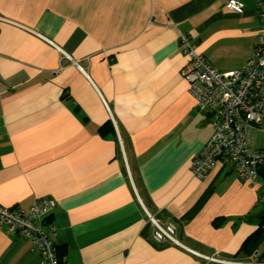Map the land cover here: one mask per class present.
Listing matches in <instances>:
<instances>
[{
    "label": "crops",
    "instance_id": "obj_1",
    "mask_svg": "<svg viewBox=\"0 0 264 264\" xmlns=\"http://www.w3.org/2000/svg\"><path fill=\"white\" fill-rule=\"evenodd\" d=\"M235 1L241 12L226 0H0V204L53 200L64 264L264 261V240L240 251L262 220L258 187L221 160L203 179L190 171L212 124L180 74L178 37L219 72L240 69L259 22L255 0ZM108 120L115 134L102 135ZM252 144L264 150V115ZM147 213L182 246L152 242ZM0 264H41L5 223Z\"/></svg>",
    "mask_w": 264,
    "mask_h": 264
},
{
    "label": "built area",
    "instance_id": "obj_2",
    "mask_svg": "<svg viewBox=\"0 0 264 264\" xmlns=\"http://www.w3.org/2000/svg\"><path fill=\"white\" fill-rule=\"evenodd\" d=\"M225 5L230 10L242 11L238 1L226 0ZM255 9L259 22L256 42L238 70L219 72L196 51L194 42L185 34H179L178 46L188 57L180 74L187 82L188 91L209 112L212 124L211 135L191 159L192 176L203 179L218 160L228 162L239 178L258 187L257 200L264 203V180L257 171L264 164V150L252 144V132L264 115V0H255ZM54 206V201L46 197L36 198L26 209L0 204V223H5L9 232L27 238L30 251L37 252L41 264H59L56 246L49 238L55 230L48 220ZM147 217L152 242L182 246L175 237L173 223H161L148 213ZM196 254L222 264L237 263ZM252 264H264V261Z\"/></svg>",
    "mask_w": 264,
    "mask_h": 264
},
{
    "label": "trees",
    "instance_id": "obj_3",
    "mask_svg": "<svg viewBox=\"0 0 264 264\" xmlns=\"http://www.w3.org/2000/svg\"><path fill=\"white\" fill-rule=\"evenodd\" d=\"M99 131L102 135H104L107 132L115 134L113 125L109 120L107 122H105L104 124H102V126L99 128ZM48 219H50V218L48 217ZM217 223L218 222H216L215 224H217ZM263 225H264V219L261 220L260 226L257 228V230L254 231L248 238H246V240L243 242V244L240 247V251H243V253H245L246 255H250L253 252V250L256 247H258L260 241L264 240V227H263ZM14 235H16V234H14ZM20 237H22V236H20ZM63 253H64L63 248L59 249L58 247H56V258H57V261L59 264H64V262L62 260ZM263 259H264V257H263Z\"/></svg>",
    "mask_w": 264,
    "mask_h": 264
},
{
    "label": "water",
    "instance_id": "obj_4",
    "mask_svg": "<svg viewBox=\"0 0 264 264\" xmlns=\"http://www.w3.org/2000/svg\"><path fill=\"white\" fill-rule=\"evenodd\" d=\"M258 174L263 178L264 180V164H261L260 166H258L257 168ZM256 217L257 218H261L264 219V205L262 206V208L256 213Z\"/></svg>",
    "mask_w": 264,
    "mask_h": 264
},
{
    "label": "rangeland",
    "instance_id": "obj_5",
    "mask_svg": "<svg viewBox=\"0 0 264 264\" xmlns=\"http://www.w3.org/2000/svg\"><path fill=\"white\" fill-rule=\"evenodd\" d=\"M150 215V214H149ZM151 216V215H150ZM148 218V217H147ZM49 221H50V219H48ZM175 237H176V235H175ZM177 239V238H176ZM255 263V262H254Z\"/></svg>",
    "mask_w": 264,
    "mask_h": 264
}]
</instances>
